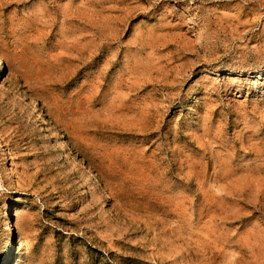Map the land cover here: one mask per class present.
<instances>
[{"label":"rangeland","instance_id":"rangeland-1","mask_svg":"<svg viewBox=\"0 0 264 264\" xmlns=\"http://www.w3.org/2000/svg\"><path fill=\"white\" fill-rule=\"evenodd\" d=\"M0 264H264V0H0Z\"/></svg>","mask_w":264,"mask_h":264}]
</instances>
